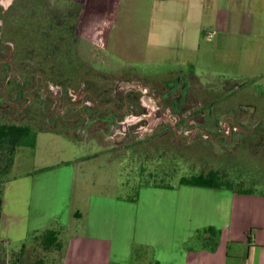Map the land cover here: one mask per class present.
<instances>
[{
  "label": "rangeland",
  "instance_id": "rangeland-1",
  "mask_svg": "<svg viewBox=\"0 0 264 264\" xmlns=\"http://www.w3.org/2000/svg\"><path fill=\"white\" fill-rule=\"evenodd\" d=\"M117 2L0 0V123L66 131L79 141L40 136L37 150L18 148L12 165L0 151L2 188L72 159L77 149L87 159L76 164L75 189L88 194L130 197L140 176L178 189L180 177L215 168L264 194V75L244 79L236 67L201 56L185 72L203 85L193 76L175 85L174 64L132 66L103 40L102 20L106 32ZM186 121L195 128H184ZM227 121L237 130L221 136ZM137 143L156 149L132 153ZM42 238L34 232L24 243L0 241V264H60L63 239L61 249L45 250ZM142 256L132 264H153L149 250Z\"/></svg>",
  "mask_w": 264,
  "mask_h": 264
},
{
  "label": "crops",
  "instance_id": "crops-1",
  "mask_svg": "<svg viewBox=\"0 0 264 264\" xmlns=\"http://www.w3.org/2000/svg\"><path fill=\"white\" fill-rule=\"evenodd\" d=\"M114 12L106 36L102 20L107 52L132 66L174 64L175 85L192 76L203 85L185 72L201 56L236 67L244 79L264 75V0H118ZM43 135L67 139L40 132L34 149ZM74 152L7 182L0 241L16 245L53 228L64 242L60 264H131L135 246L146 247L153 264H264V194L185 184L142 185L136 200L88 194L75 189L76 164L87 154ZM210 226L221 232L217 249L188 250Z\"/></svg>",
  "mask_w": 264,
  "mask_h": 264
},
{
  "label": "trees",
  "instance_id": "trees-1",
  "mask_svg": "<svg viewBox=\"0 0 264 264\" xmlns=\"http://www.w3.org/2000/svg\"><path fill=\"white\" fill-rule=\"evenodd\" d=\"M136 102L137 101H135V103ZM94 109L96 108L88 107V110H94ZM188 122L189 121H186L184 128H187V130H192L193 128H195L193 126H189ZM176 126L177 128H179L180 123H177ZM40 131L41 132H56V133L63 135L65 138L69 139L70 141L79 143L76 136L67 134L66 131H59V130H53V129L36 130L29 124L0 123V151H4L8 153L10 157V163L12 165L13 159H14L13 157L16 153V150L20 147L34 148L37 134ZM209 134L213 137V139H215L214 137L219 135L217 133H212V132H209ZM220 135L222 136V134ZM228 139L227 141H229ZM141 144L142 143H137L136 145H134L135 148L131 150V152L138 153L141 150V152L145 151L147 153H150L156 149L155 147H151V146L142 147L143 144L142 145ZM139 146L142 148L139 149L138 148ZM127 155L129 157L134 158L137 156L140 157V155L142 154L139 153L137 155H134V154L127 153ZM176 165L177 164H175V175H177ZM125 167H127L125 170L130 171V168L132 170L130 162H128V166L126 165ZM127 174L130 175V172L127 171ZM168 175L169 174H166L165 177H167ZM141 177L142 176H140L139 186L135 187L136 189H135L134 195L128 197V199L136 200L138 197L139 188L142 185H153L157 187H166V188L172 187L170 183H165L164 179H162V181L159 183L153 182V184H150L149 181L141 180ZM179 184L195 185V186H202V187H212V188H227V189L233 190L235 193H241V194H256L257 193V191L253 188H245V187L243 188L241 182L239 183V182L234 181L228 176V174L224 170L219 169V168L210 169L208 171H199L197 173L191 174L189 177L182 176L179 179ZM2 189H3L2 182L0 181V218H1L2 206H3V196H2L3 190ZM41 235L43 237L42 246L45 250H49L54 247H56L57 249L62 248V244L58 240L59 231L53 228H48L44 230L41 233ZM220 236H221V232L214 227L210 226V227L200 229L195 233L192 240L186 245V248L190 251L197 248V250L200 249V250H207V251L213 252L218 247ZM147 251L148 249L143 246L133 247V250H132L133 262L142 258L143 257L142 255H144V253Z\"/></svg>",
  "mask_w": 264,
  "mask_h": 264
},
{
  "label": "built area",
  "instance_id": "built-area-1",
  "mask_svg": "<svg viewBox=\"0 0 264 264\" xmlns=\"http://www.w3.org/2000/svg\"><path fill=\"white\" fill-rule=\"evenodd\" d=\"M233 130L236 131L237 130V127L232 126L227 121L226 122V125H224L223 129L220 130V133L222 134V136L227 137L229 135V133L234 132Z\"/></svg>",
  "mask_w": 264,
  "mask_h": 264
},
{
  "label": "flooded vegetation",
  "instance_id": "flooded-vegetation-1",
  "mask_svg": "<svg viewBox=\"0 0 264 264\" xmlns=\"http://www.w3.org/2000/svg\"><path fill=\"white\" fill-rule=\"evenodd\" d=\"M177 81H179V79H177ZM183 82H186V80L185 79H183ZM175 84V83H174ZM233 133V132H232Z\"/></svg>",
  "mask_w": 264,
  "mask_h": 264
}]
</instances>
